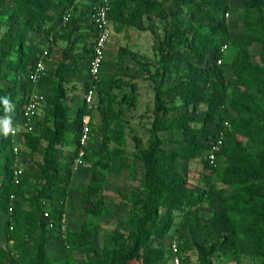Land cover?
I'll return each instance as SVG.
<instances>
[{
    "label": "rangeland",
    "instance_id": "1",
    "mask_svg": "<svg viewBox=\"0 0 264 264\" xmlns=\"http://www.w3.org/2000/svg\"><path fill=\"white\" fill-rule=\"evenodd\" d=\"M154 1L157 3L152 5L151 13L134 26L131 19L134 1L113 0L112 35L106 47L101 77L105 83L101 84V103L96 105L92 115V131L86 145L85 167H74L79 149L75 130L79 127L78 115L84 106L89 81L88 59L95 29L92 22L98 0H58V6L52 7V15L56 18L54 23L36 17V21H39L43 28L50 30L51 38H57L54 46H50L47 37L35 28L30 30L32 24L21 25L22 44L32 47L37 52L36 64L42 61L45 67L48 79L44 85L40 82L33 83L31 79L29 83L23 82L28 76L10 65L19 59L16 52L8 50L7 53L0 54V102L3 103L0 105V121L7 118L11 126L17 129L15 135L9 134L5 137L3 125L0 124L1 173L4 178L9 170V159L13 174L16 165L21 173L19 184L13 178L15 186L6 185L3 187L4 192L0 193V200H3L0 212V264H28L41 247L46 264H107L111 250L132 246L142 216L136 201L149 194L145 185V167L137 160L135 139H142L144 146L148 147L155 121L157 99H161L163 110L167 114L171 115L180 110L187 111L192 116V120L185 124V129L159 134L162 148L167 151L185 147L187 138L197 135L196 132L204 127L209 111L208 105L202 103L199 98L191 104H186L176 95L174 89L177 85V75L172 66L161 70L156 82L145 71L143 65H149L153 74L160 67L159 44L168 32L180 31L189 35L199 32L205 35L217 28L219 22H224L227 35L217 36V40L228 47L223 54L221 66L226 65L231 83L227 91L226 114L233 119V127L230 129L229 140L218 167L209 169L204 157L183 156L178 153L173 161L176 171L195 186L197 193L203 192L204 189H215L223 191L226 197H231L234 188L224 184L222 179L226 172H233L238 165L236 154L242 151L256 157L263 151L264 74L259 72L256 77H251L246 71V65L259 66L263 37L259 32L248 28L249 20L242 1ZM200 3L207 6L204 11L199 10ZM215 6L222 8V11L219 15H209L206 10ZM261 12L263 13L264 9H261ZM257 16L255 12L251 20L256 21ZM66 18L68 20H65ZM8 19L7 16L0 19V37L9 29L3 25ZM35 26L37 25L34 23ZM63 62L69 64L67 81L64 82V102L70 108L67 124L70 131L67 133L65 144L58 147L57 154L64 166L65 198L49 206L56 217L65 214L68 231L85 233L88 242L82 250L65 245L56 231H50L42 224L45 219V207L41 212L39 202L35 199L38 185L32 168L42 165L44 156L42 150L34 151L29 147V144L41 135L40 131L36 130V125L39 122L46 125L48 120L50 124L51 117H46L45 106L47 100L59 92L61 79L56 72ZM184 68L183 72H187L189 66L185 65ZM23 88L26 90L23 91ZM14 93L18 96V101L24 100L23 107L17 110L16 102L9 106V111H5V96ZM33 96L40 98L42 106L32 122L27 123L24 119L25 109ZM247 106L252 107L251 113L246 109ZM240 124L252 126L253 137L242 135L239 132ZM211 128L214 130L213 126ZM4 140L8 146L5 150ZM14 146L19 148L18 156L14 153ZM102 164H107L108 167L104 168ZM162 178L166 187L175 185V182L166 176L165 171L162 172ZM258 190L254 204L248 207L249 216L241 215L238 220L240 247L245 253L232 252L224 255L215 250L216 244L221 242L218 236L208 237L196 229H191L185 234L182 213L178 210L171 212L168 233L164 237L159 236L164 224L163 221L160 222L157 231L150 234L148 242H143L144 251L163 252L164 258L159 264H175L172 244L184 242L188 252L178 253L179 264H264V222L261 227L262 249H250L248 244L251 240L247 235L250 217L264 218L263 181L259 182ZM230 202H236L235 198H231ZM96 204L103 207L100 216L91 213ZM166 213V208H160L162 217ZM201 215L205 218L212 216L209 204L201 208ZM23 216L31 218L30 223L34 229L25 257H21L16 251L15 239L8 231V223L14 220L20 229V219Z\"/></svg>",
    "mask_w": 264,
    "mask_h": 264
},
{
    "label": "trees",
    "instance_id": "2",
    "mask_svg": "<svg viewBox=\"0 0 264 264\" xmlns=\"http://www.w3.org/2000/svg\"><path fill=\"white\" fill-rule=\"evenodd\" d=\"M72 0H70L71 2ZM135 6L132 12V25L142 21L143 17L151 13L154 0H133ZM243 8L248 16V28L251 31L259 32L264 38V0H241ZM110 19L114 12L113 0ZM58 0H0V19L7 16L9 19L3 25L9 27L3 37H0V54L16 52L19 56L17 62H11V67L16 70H21L23 74L27 75L28 79L23 80L24 83H29L31 74L35 69L37 62V52L29 46H24L20 40V27L24 24H32L30 30L36 29L37 32L45 35L49 41L50 46H54L57 38H51L50 30L43 28L36 17L41 18L45 22L54 23L56 18L52 15V7L58 6ZM99 5V0L97 7ZM96 7V8H97ZM199 10L204 11L207 6L202 3L199 4ZM209 15H219L222 11L220 7H212L206 10ZM257 12V20H251V16ZM96 13V10H95ZM94 13V14H95ZM34 23L35 26L34 27ZM93 42L91 52L89 55V68L92 61L93 46L97 37V28L93 20ZM143 28L142 26H139ZM226 36V26L224 22H219L217 28L211 30L209 34H200L194 32L189 35L186 32L173 31L168 32L159 44L160 67L157 68L155 74L150 70L149 65H143L145 71L150 74L153 81H157L161 70L172 66L175 70L177 83L174 91L176 95L186 104H191L198 99L208 105V114L204 121V127L197 131V135L187 138V145L182 148H175L174 150H165L162 148V143L159 137L161 132L176 131L185 129V124L192 120V116L187 112L180 110L173 114H167L163 109L161 99H157L155 110V121L152 128V136L148 147L144 146L143 140L135 139L137 148V160L145 167V185L149 194L145 198H138L136 206L140 207L142 212L139 223V230L136 233L132 246L128 248L114 249L109 252V260L107 264H159L163 261L164 253L155 251L149 253L144 251L142 244L148 242L150 234L157 231V226L163 221V227L160 230V237H164L171 226V212L178 210L182 213V225L184 233L187 234L191 229H196L208 237L218 236L221 242L216 244L215 250L219 253L228 255L232 252L245 253L240 247V235L238 231V220L241 215L249 216L248 207L255 202V198L259 194V182H264V137L262 139L263 151L258 153L256 157L245 154L242 151L236 154L238 158V165L233 172H226L223 176L222 182L231 188L234 192L231 197H226L221 190H207L197 193L195 186L191 185L185 178H183L175 169L173 161L176 154L183 156L194 155L197 158H205L207 168L216 169L224 154V148L229 140V132L233 127V119L226 114L227 91L230 86L227 68L218 65V60L223 58L221 49L224 45L220 44L217 36ZM263 52L259 66L246 65V71L251 77H256L259 72L264 74V40ZM78 65V60L76 59ZM188 65V71H184V66ZM261 69V70H260ZM69 64L63 62L57 69L56 75L61 79L58 88V94L47 100L45 113L46 117L50 116V125L47 121L46 125L39 122L36 125V130L40 131L41 135L31 144L34 151H43V164L32 168V174L37 177V196L35 199L39 202V208L42 212L44 204H54L65 198V191L63 189L64 166L59 161L57 149L63 146L66 142L67 133L70 131L68 120L70 108L65 105V90L64 82L67 81V72ZM1 72V67H0ZM40 80L42 85L48 79L47 74ZM102 77V71L101 75ZM105 83L102 78L99 83V90L97 92L96 104L101 103L99 100L101 92V84ZM113 84V82L111 83ZM90 83L87 82V89ZM86 89V90H87ZM158 87L156 88V90ZM25 91L26 89H22ZM16 93L5 96L10 106L17 102V110L23 107V101L17 100ZM25 99V97H24ZM0 105H3L0 102ZM246 109L251 113L252 107L247 106ZM94 112H92L93 115ZM87 114V108L84 104L80 109L78 115L79 127L75 130L77 132L78 140L82 134L81 121L83 116ZM229 123V127L225 129V123ZM214 127V130L211 127ZM226 132L225 140L221 151L216 158V165L212 166L208 160V156L212 150L213 145L217 142L221 131ZM239 132L247 137H253L254 129L250 125L240 124ZM44 143L46 145L44 146ZM237 145L239 143L237 142ZM7 142L4 140V150L7 148ZM193 152V154H192ZM8 155V154H7ZM9 156H7L8 158ZM8 168L5 177H2L0 166V193L4 192L3 187L6 185H14V174L12 170L11 160H8ZM107 168V164H102ZM7 167V166H6ZM7 168V169H8ZM165 171L171 181L175 182L173 187H166L163 183L162 172ZM3 178V179H2ZM29 180L27 176L26 181ZM25 183V181H24ZM5 189V188H4ZM235 198L234 203H231V198ZM209 204L212 216L205 218L201 215V208ZM3 205V200H0V212ZM160 208H166L165 216L160 215ZM94 215H102L103 207L96 204L91 209ZM55 215V214H54ZM262 215L264 216V210ZM16 219V216L15 218ZM43 219V218H42ZM251 221L248 224V232L251 242L248 247L255 250L256 247L263 248L261 227L264 218L260 219L257 216H251ZM29 216H23L20 219V229L17 228V222L10 221L8 223V231L13 234L12 237L16 242V251L21 257H25L29 245V241L34 233L33 225L30 223ZM42 224L49 228L47 220L43 219ZM11 226L14 230H11ZM16 226V227H15ZM65 245L82 250L88 240L84 232L68 231L67 238L61 239ZM179 243V252H188V248L183 242ZM3 259V257H2ZM28 264H46L45 254L43 248L38 249L34 258ZM210 264V263H208Z\"/></svg>",
    "mask_w": 264,
    "mask_h": 264
},
{
    "label": "built area",
    "instance_id": "3",
    "mask_svg": "<svg viewBox=\"0 0 264 264\" xmlns=\"http://www.w3.org/2000/svg\"><path fill=\"white\" fill-rule=\"evenodd\" d=\"M112 10V3L111 0H99V5L96 8V13L94 14V23L97 28V37L93 46V55L92 61L89 68V88L85 91L84 96V104L87 108V114H85L81 121V130L82 134L78 140L79 142V149L77 151L76 159L74 161L75 169H79L81 167L86 166V145L89 142V137L92 131V112H94L96 108V97L97 92L99 90V83H100V75L104 64L105 52L107 44L110 41L112 35V26H111V19L110 13ZM65 20H68L66 18ZM228 49L227 45L223 46L221 49L222 54H225L226 50ZM223 58L218 60V65H222ZM45 67L41 62L36 64L33 73L31 74V81L33 83L40 82L41 78L45 76ZM42 106V101L39 97L33 96L31 101L29 102L28 106L25 109V121L32 122V119L36 114H38V110ZM31 125V124H27ZM225 129L229 127V123L226 122ZM226 132L221 131L219 134V138L217 142L213 145L212 150L208 156V160L212 166L216 165V158L218 153L221 151L224 140H225ZM15 155L19 154V148L17 146L13 147ZM18 156V155H17ZM18 163V159L16 160V164ZM20 170L16 165L14 169V179L17 184L20 183ZM44 218L49 223V228L54 230L58 233V235L65 239L68 233V222L67 218L64 215L61 217H56L54 215L53 209L48 204H44ZM11 230H14V227L11 226ZM172 253L176 257L175 264H179L180 260L177 258L179 252V243L174 242L172 244Z\"/></svg>",
    "mask_w": 264,
    "mask_h": 264
},
{
    "label": "clouds",
    "instance_id": "4",
    "mask_svg": "<svg viewBox=\"0 0 264 264\" xmlns=\"http://www.w3.org/2000/svg\"><path fill=\"white\" fill-rule=\"evenodd\" d=\"M4 107H5V111L10 110L7 100H4ZM0 124L3 125V132L5 137H8L9 134L15 135L17 133V129L11 126V122L9 119L6 118L3 121H0Z\"/></svg>",
    "mask_w": 264,
    "mask_h": 264
}]
</instances>
